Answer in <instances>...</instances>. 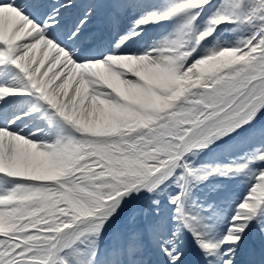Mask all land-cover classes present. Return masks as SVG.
Segmentation results:
<instances>
[{"label": "snow or ice", "instance_id": "1", "mask_svg": "<svg viewBox=\"0 0 264 264\" xmlns=\"http://www.w3.org/2000/svg\"><path fill=\"white\" fill-rule=\"evenodd\" d=\"M0 264H264V0H0Z\"/></svg>", "mask_w": 264, "mask_h": 264}]
</instances>
